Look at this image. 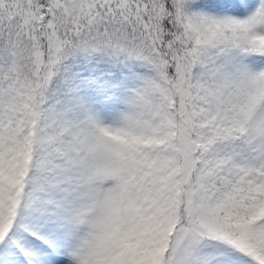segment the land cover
<instances>
[{
	"label": "snow or ice",
	"instance_id": "snow-or-ice-1",
	"mask_svg": "<svg viewBox=\"0 0 264 264\" xmlns=\"http://www.w3.org/2000/svg\"><path fill=\"white\" fill-rule=\"evenodd\" d=\"M0 264H264V0H0Z\"/></svg>",
	"mask_w": 264,
	"mask_h": 264
}]
</instances>
